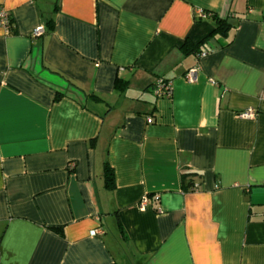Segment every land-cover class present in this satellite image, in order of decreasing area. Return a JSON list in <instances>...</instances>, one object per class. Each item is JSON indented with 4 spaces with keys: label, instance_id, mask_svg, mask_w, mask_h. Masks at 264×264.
Returning <instances> with one entry per match:
<instances>
[{
    "label": "crops",
    "instance_id": "obj_1",
    "mask_svg": "<svg viewBox=\"0 0 264 264\" xmlns=\"http://www.w3.org/2000/svg\"><path fill=\"white\" fill-rule=\"evenodd\" d=\"M0 10V264H264V0Z\"/></svg>",
    "mask_w": 264,
    "mask_h": 264
},
{
    "label": "built area",
    "instance_id": "obj_2",
    "mask_svg": "<svg viewBox=\"0 0 264 264\" xmlns=\"http://www.w3.org/2000/svg\"><path fill=\"white\" fill-rule=\"evenodd\" d=\"M32 2H35L37 0H31ZM196 16L200 17V18H205L207 17V14L203 13L202 11H197L196 12ZM0 28L4 31V33L6 35L9 34L10 32V28H11V24H10V18L7 12H5L4 10H0ZM44 34V29L42 27H38L36 29H34L32 31L31 37L32 38H37L40 37L41 35ZM205 56V53H201L199 54V58H202ZM196 70H190L186 76L185 79L189 82H192L195 80V75ZM155 93L158 96H164V97H168L170 95V89H169V84L167 82H164L163 80H159L158 82H156L155 84ZM241 117L243 118H252L253 117V112L251 110H247L243 113L240 114ZM198 188L196 186H194V188H192V191H197ZM151 199H155L158 200L159 196L158 195H154L152 197H144L142 198V200L140 201V203L138 204V209L141 211H144L146 209V207L150 204ZM102 232L99 230H93L90 232V237H96L101 235Z\"/></svg>",
    "mask_w": 264,
    "mask_h": 264
},
{
    "label": "trees",
    "instance_id": "obj_3",
    "mask_svg": "<svg viewBox=\"0 0 264 264\" xmlns=\"http://www.w3.org/2000/svg\"><path fill=\"white\" fill-rule=\"evenodd\" d=\"M230 27L229 24L226 23V21L224 20H220V19H216L215 20V29H214V33L215 34H221L224 35L226 33V31L228 30V28ZM186 46H184L185 51H188L190 46L185 44ZM195 49H192V52H194ZM105 179L107 184L111 183V176H110V170L109 168H106L105 170ZM192 189V188H191Z\"/></svg>",
    "mask_w": 264,
    "mask_h": 264
}]
</instances>
